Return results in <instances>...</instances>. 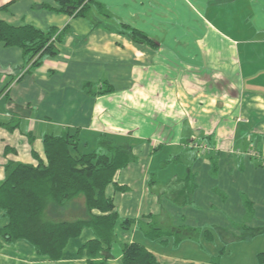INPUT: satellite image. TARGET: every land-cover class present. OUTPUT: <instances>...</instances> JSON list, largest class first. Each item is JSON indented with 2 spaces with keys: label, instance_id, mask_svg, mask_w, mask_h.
<instances>
[{
  "label": "crops",
  "instance_id": "0c3cea01",
  "mask_svg": "<svg viewBox=\"0 0 264 264\" xmlns=\"http://www.w3.org/2000/svg\"><path fill=\"white\" fill-rule=\"evenodd\" d=\"M59 8L58 0H0L1 22L53 29L58 50L32 66L22 48L0 42V124L14 127L0 125V180L7 161L36 165L45 135L76 132L90 151L104 134L135 157L106 188L120 217L109 264H121V244L133 242L159 264H258L264 0H92L85 17ZM124 25L150 42L134 43ZM61 215L83 217V199ZM123 218L140 222L124 230ZM140 224L171 235L149 240ZM81 236L74 256L58 261L0 236V264H82L78 249L93 234Z\"/></svg>",
  "mask_w": 264,
  "mask_h": 264
},
{
  "label": "trees",
  "instance_id": "16d2710c",
  "mask_svg": "<svg viewBox=\"0 0 264 264\" xmlns=\"http://www.w3.org/2000/svg\"><path fill=\"white\" fill-rule=\"evenodd\" d=\"M58 1L57 12L82 17L92 4V0ZM124 26L134 43L150 42L144 33ZM53 35V29L42 31L31 25L12 26L0 21V42L22 48L29 62L33 60L32 66L39 65L44 55L58 54ZM108 92L110 90L106 89L98 94ZM0 125L14 128L8 123ZM42 146L43 158L33 153L36 165L7 161L3 166L0 211L7 222L0 227V236L8 243L25 240L39 256L58 261L69 240L89 229L93 238L78 249V254L85 257L82 264H109L111 246L117 241L115 226L120 217L113 200L106 195V188L114 185L117 171L135 160L129 143L120 145L100 134L92 150L82 151L76 132H65L59 136H43ZM115 189L125 190L117 185ZM78 198L83 199V217L63 218V207ZM245 206L250 208V202ZM139 222L123 218L120 227L128 230ZM139 229L149 240L171 235L153 224H140ZM121 250V264H159L154 254L139 243L121 244ZM257 260L258 264H264V254L259 253Z\"/></svg>",
  "mask_w": 264,
  "mask_h": 264
},
{
  "label": "rangeland",
  "instance_id": "374dc122",
  "mask_svg": "<svg viewBox=\"0 0 264 264\" xmlns=\"http://www.w3.org/2000/svg\"><path fill=\"white\" fill-rule=\"evenodd\" d=\"M81 147H80V149H83L84 147L82 146V145H80ZM84 150H85V148H84ZM0 222H2L1 221V217H0ZM82 240V236L81 237H79V238H74V239H71V240H69V242H68V244H67V246L65 247V249H64V252H63V256H65V257H72V256H74V253H75V243H81V242H83V241H81ZM18 241V240H17ZM25 241V240H24ZM16 242V241H15ZM6 243V242H5ZM14 243V242H13ZM26 243H28V242H26ZM7 245H12L11 243H6ZM111 254H113L112 256H114V250H112L111 251Z\"/></svg>",
  "mask_w": 264,
  "mask_h": 264
},
{
  "label": "built area",
  "instance_id": "2783aa9c",
  "mask_svg": "<svg viewBox=\"0 0 264 264\" xmlns=\"http://www.w3.org/2000/svg\"><path fill=\"white\" fill-rule=\"evenodd\" d=\"M192 144H193V147L197 148L199 150V152H201V153H205L209 150V147H207L205 144L198 143V142H194ZM249 154L252 155L253 152H250Z\"/></svg>",
  "mask_w": 264,
  "mask_h": 264
}]
</instances>
